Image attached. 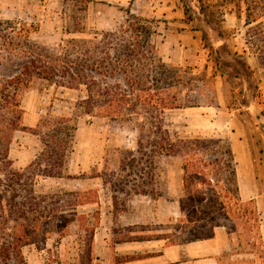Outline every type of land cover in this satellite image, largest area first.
Masks as SVG:
<instances>
[{
  "label": "trees",
  "instance_id": "obj_1",
  "mask_svg": "<svg viewBox=\"0 0 264 264\" xmlns=\"http://www.w3.org/2000/svg\"><path fill=\"white\" fill-rule=\"evenodd\" d=\"M128 17L119 31L72 40L62 46L60 54L32 40L37 26L0 22V48L6 53L0 61V264H28L23 248L46 241L58 230L57 225L50 228L46 220L55 218L54 206L61 199L39 195L34 181L39 175L65 177L76 126L66 117L47 130L25 126L20 96L35 78L78 91L84 86L85 96L79 97L78 106L85 115L129 123L137 130L136 148L124 155L123 151L121 165L103 173L105 178L108 172L122 173L116 180L106 179L115 193L119 187L122 192L128 187L131 198L142 194L157 199L159 164L166 157L180 159V215L166 225L167 233L150 239H164L167 245L189 243L212 237L219 226H225L230 236L242 228L261 237L255 202L240 197L237 163L229 141L217 135L171 138L165 127L166 112L182 107L181 87L186 84L188 69L164 62L153 27L136 15ZM20 60L22 66L17 70L1 73L9 64L16 67ZM20 130L40 136L43 144L23 171L13 169L10 159L14 135ZM73 194L75 205L99 202L96 194L93 198L87 193ZM94 231L90 230L91 244ZM91 244L87 253L90 262Z\"/></svg>",
  "mask_w": 264,
  "mask_h": 264
},
{
  "label": "rangeland",
  "instance_id": "obj_2",
  "mask_svg": "<svg viewBox=\"0 0 264 264\" xmlns=\"http://www.w3.org/2000/svg\"><path fill=\"white\" fill-rule=\"evenodd\" d=\"M165 1L167 5L175 1L178 6L179 0H133L130 4H119L115 0H0V22H26L37 26L38 31L32 34V40L60 54L62 46L70 45L72 40H89L96 34L108 32L100 29V25H106L103 24L105 22H112V27L119 31L120 25L125 24L130 14L147 20L156 31V36L163 35L165 26L168 27L163 23L165 5L164 7L162 5ZM204 1L180 0L179 7L184 9L187 19H198L197 14L202 8L206 12L203 16L204 24H210L209 11L214 12V18L219 22L220 2L214 4V0ZM223 2L239 3L238 0ZM250 3L253 5L261 3L264 9V0H250ZM212 5L215 6L214 9L211 8ZM218 22L213 25L216 33ZM195 23L193 25H196ZM199 25H202V16ZM209 36L211 37L210 33ZM5 54L3 47L0 48V61H4ZM20 66L22 60L16 67L7 65L1 73L17 70ZM206 66L209 68H204L202 63L197 67L192 62L186 67L188 69L185 76L186 84L181 87L182 107L168 110L165 117V127L173 140L197 137L198 131H211L214 133L210 134L217 136L227 135V131L218 132L211 128L205 115L210 113V110L191 106L216 103V81L212 75L214 69L210 67L211 65ZM197 68L201 70L196 72ZM80 96H85L84 86L82 91H78L49 84L38 78H35L20 96L25 126L47 130L58 125L62 117L70 118V124L76 126L72 148L65 163L67 168L65 177L39 175L35 178L34 188L39 195L48 197L57 195L61 200L54 206L55 218L46 220L50 222V228L57 225V232L52 233L46 241L40 240L39 243L23 248L28 264H115L126 259V256L130 258V255L145 257L149 251L146 243H136L134 254H131V249L128 248L127 252L130 254L123 255L115 254L114 244L116 241H144L160 233H167L165 227L169 224L168 218L175 210L173 202L179 192L182 167L180 159L166 157L159 164L156 185L161 191L162 207L150 198L138 196L140 194L132 195L133 204H129L131 195L128 187L124 188L123 192L119 187L115 193L114 186L106 182L110 177L118 179L122 173L118 176L108 172L106 178L103 173L105 174L106 169L115 170L121 165L120 157L123 151L124 155L127 154L126 150L136 148L137 130L129 123L85 115L78 106ZM42 149L40 136L29 131H17L10 147L13 169L18 171L27 169ZM73 192L82 195L87 193V197L90 198L96 194L100 196V204L90 202L75 205L76 195ZM132 207H135L133 210L138 213H131ZM144 222L146 224H143ZM102 223L103 230L99 229V232L104 231L102 237L110 239L108 242L111 250L109 253L103 252L106 244L101 242L99 254L92 249L89 237L90 230L94 228L96 231V227H100ZM142 230L145 232L142 233ZM133 231L139 232L132 234ZM233 236L236 250L256 251L262 260L260 264H264V248L257 233L244 232L239 228L237 232H233ZM89 243L92 249L91 262L87 256Z\"/></svg>",
  "mask_w": 264,
  "mask_h": 264
},
{
  "label": "crops",
  "instance_id": "obj_3",
  "mask_svg": "<svg viewBox=\"0 0 264 264\" xmlns=\"http://www.w3.org/2000/svg\"><path fill=\"white\" fill-rule=\"evenodd\" d=\"M119 4H130L133 0H115ZM172 1V0H171ZM205 2L204 0H202ZM220 2L219 22L210 12V24L203 23L204 9L200 8L198 19H187L183 8L175 1L162 5L165 26L163 32L156 36L158 52L164 62L187 67L194 62L204 68L211 65L216 81V103L192 106L210 110L205 113L211 128L227 131L225 137L233 150L237 163V181L240 197L243 201L253 200L260 222V242L264 248V9L253 5L250 0H238L239 3ZM215 8L214 5L211 6ZM202 16V25H199ZM196 22V25L193 23ZM218 22L217 33L213 26ZM112 22L100 25L102 31H116ZM122 25H120L121 27ZM211 34V37L209 36ZM209 37V38H208ZM162 38L161 40H157ZM212 54L210 55V52ZM201 68H197L196 72ZM212 135L211 131H198L197 136ZM212 133V134H210ZM99 194V192H98ZM158 202L162 207L161 191L157 199L148 195H138ZM183 196V168L179 177V192L174 200L175 210L168 218V223L180 215V200ZM99 202H94L100 204ZM131 198L129 204H133ZM131 213H138L133 210ZM160 216H158L159 219ZM161 221V220H159ZM138 224V222L136 223ZM143 224H146L144 222ZM96 227L93 235L92 249L100 254L101 242L103 252L109 253L111 245L104 234L103 223ZM105 230V229H104ZM107 232V231H106ZM139 232V231H137ZM136 231L131 232L137 233ZM145 231L142 230V233ZM107 235V234H106ZM136 243H146L148 255L145 257L126 256L115 264H260V255L256 251H238L235 249L234 236H230L225 226L215 229L212 237L189 243L167 245L164 239H147L144 241H116L113 250L116 255L130 254ZM152 249V250H151Z\"/></svg>",
  "mask_w": 264,
  "mask_h": 264
}]
</instances>
